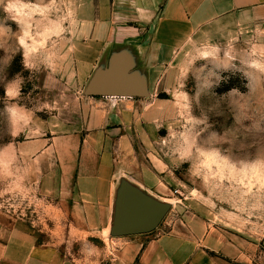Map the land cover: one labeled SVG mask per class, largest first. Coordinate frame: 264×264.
Returning <instances> with one entry per match:
<instances>
[{
	"label": "rangeland",
	"instance_id": "rangeland-1",
	"mask_svg": "<svg viewBox=\"0 0 264 264\" xmlns=\"http://www.w3.org/2000/svg\"><path fill=\"white\" fill-rule=\"evenodd\" d=\"M95 25L80 19L74 0H0V218L106 262L117 236L78 229L67 188L33 181L66 177L54 156L35 161L41 143L85 127L99 100L125 99L87 94L96 71L128 43L96 38ZM209 34L151 80L149 96L134 98L142 107L129 130L127 171L156 181L155 197L172 203L164 220L193 212L231 240L261 243L264 21Z\"/></svg>",
	"mask_w": 264,
	"mask_h": 264
},
{
	"label": "crops",
	"instance_id": "crops-1",
	"mask_svg": "<svg viewBox=\"0 0 264 264\" xmlns=\"http://www.w3.org/2000/svg\"><path fill=\"white\" fill-rule=\"evenodd\" d=\"M80 19L96 22V38L128 39L116 52L129 74L148 86L167 65L172 66L194 39L236 24L264 21V0H74ZM103 49L104 43H101ZM123 98V97H122ZM99 100L85 121L56 141L41 143L35 161L57 159L66 177L59 181L74 198V224L104 238L113 220L121 176L154 196L156 181L129 175L132 162L129 130L138 117V100ZM57 162V163H58ZM75 176V177H74ZM63 183V184H62ZM55 187V186H51ZM76 190V191H75ZM51 190L50 192H52ZM49 192V193H50ZM75 192L77 194H75ZM48 193V194H49ZM110 240V239H109ZM108 261L68 254L16 222L0 218V264H264V240L249 242L217 230L211 222L189 212L164 220L151 233L119 236ZM97 258V257H96Z\"/></svg>",
	"mask_w": 264,
	"mask_h": 264
},
{
	"label": "water",
	"instance_id": "water-1",
	"mask_svg": "<svg viewBox=\"0 0 264 264\" xmlns=\"http://www.w3.org/2000/svg\"><path fill=\"white\" fill-rule=\"evenodd\" d=\"M114 56L113 64L99 68L93 76L87 94L92 97L142 98L149 96L145 81ZM172 203L147 193L127 178H122L116 190L114 214L109 233L113 236L147 234L156 230Z\"/></svg>",
	"mask_w": 264,
	"mask_h": 264
}]
</instances>
